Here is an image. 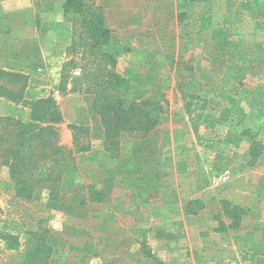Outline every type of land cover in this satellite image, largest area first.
Masks as SVG:
<instances>
[{
    "label": "rangeland",
    "instance_id": "rangeland-1",
    "mask_svg": "<svg viewBox=\"0 0 264 264\" xmlns=\"http://www.w3.org/2000/svg\"><path fill=\"white\" fill-rule=\"evenodd\" d=\"M27 1L11 18L23 32H0V69L28 77L25 99L0 98V116L26 120L32 99L53 98L61 143L72 146L69 125L87 126L91 148L76 155L55 203L48 188L16 198L11 150L0 148V264H21L28 232L45 237L49 264H156L143 244L164 264H264V0L203 1L184 9L182 22L178 0L93 3L112 32L117 72L164 110L149 137L123 138L112 156L92 96L59 84L77 18L63 16V0ZM186 101L190 110L175 120ZM89 185L106 199L89 203ZM190 200L199 202L194 215L186 214ZM221 200L245 209L238 229L215 232L231 224ZM163 234L170 252L159 257Z\"/></svg>",
    "mask_w": 264,
    "mask_h": 264
},
{
    "label": "trees",
    "instance_id": "trees-1",
    "mask_svg": "<svg viewBox=\"0 0 264 264\" xmlns=\"http://www.w3.org/2000/svg\"><path fill=\"white\" fill-rule=\"evenodd\" d=\"M203 1L207 0H178V21H183L184 9L187 12L190 5ZM61 10L65 17L74 15L77 20L71 28V40L66 49L69 60L61 67L59 84L70 82L79 94L92 96L91 110L99 118L103 149L110 156L119 150L123 138L145 140L159 125L164 111L162 102L157 95L145 96L140 85L117 72L119 53L111 47L112 32L102 8L86 0H63ZM27 86L25 74L0 69L1 99L20 104L25 99ZM182 97L191 101L196 96L183 93ZM190 108L191 103L186 101L173 118H182ZM62 122V114L50 97L32 99L26 120L0 117V148L11 150L8 167L16 198L28 202L37 196L38 190L48 188V202L59 201L60 185L68 174L76 171V155L90 150L89 127L69 125L72 146L67 147L60 140L59 125ZM256 153L252 148L253 160L258 156ZM86 197L89 203H101L107 196L89 185ZM196 203L199 202L190 200L187 203L186 214H196L197 210L192 207ZM220 203L231 224L221 222L215 232L238 229L246 215L245 209L227 200ZM28 233L32 236V244L23 253L21 264H49L52 248L45 242V237L36 232ZM17 246L16 243L8 248ZM142 250L145 257L156 264H164L146 244L142 245Z\"/></svg>",
    "mask_w": 264,
    "mask_h": 264
},
{
    "label": "crops",
    "instance_id": "crops-1",
    "mask_svg": "<svg viewBox=\"0 0 264 264\" xmlns=\"http://www.w3.org/2000/svg\"><path fill=\"white\" fill-rule=\"evenodd\" d=\"M107 1L108 0H89V3H96V4H99L100 6L104 5L106 7V5L104 3ZM29 4H31V2H28L27 0L26 1H24V0H0V19H1V21H0V32L21 34L23 32V30H22L23 26L21 25V23H19V27H16L15 24H12L11 18H13V11H25V10L30 8ZM50 13H51V11H50ZM6 19H10L8 21L7 25L5 24ZM16 29H18V30H16ZM2 63H5V62H2ZM2 63H0V65ZM14 71H16V70H14ZM1 100H3V99H1ZM11 104H13V103H11ZM160 239L162 240L161 241L162 247L159 246L160 251L157 252V255L159 257H164L160 254V252H163V249H165L167 252H170V246L167 243V239H166V236L164 234L162 235V237ZM23 253H22V255H23Z\"/></svg>",
    "mask_w": 264,
    "mask_h": 264
}]
</instances>
